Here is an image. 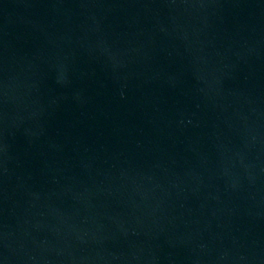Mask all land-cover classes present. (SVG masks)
<instances>
[{
    "label": "water",
    "instance_id": "obj_1",
    "mask_svg": "<svg viewBox=\"0 0 264 264\" xmlns=\"http://www.w3.org/2000/svg\"><path fill=\"white\" fill-rule=\"evenodd\" d=\"M0 264H264V0H0Z\"/></svg>",
    "mask_w": 264,
    "mask_h": 264
}]
</instances>
